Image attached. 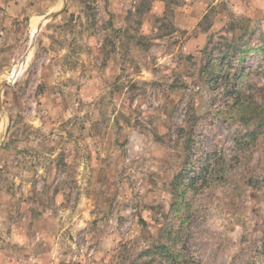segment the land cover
Returning a JSON list of instances; mask_svg holds the SVG:
<instances>
[{
  "label": "rangeland",
  "instance_id": "obj_1",
  "mask_svg": "<svg viewBox=\"0 0 264 264\" xmlns=\"http://www.w3.org/2000/svg\"><path fill=\"white\" fill-rule=\"evenodd\" d=\"M0 264H264V0H0Z\"/></svg>",
  "mask_w": 264,
  "mask_h": 264
},
{
  "label": "trees",
  "instance_id": "obj_2",
  "mask_svg": "<svg viewBox=\"0 0 264 264\" xmlns=\"http://www.w3.org/2000/svg\"><path fill=\"white\" fill-rule=\"evenodd\" d=\"M214 48H220V47H214ZM229 55H230L229 53L224 52L222 54V57H220V60H222V61L225 60ZM216 59H217V57H215L213 59L212 68H211V70L214 71L215 74L219 70V69L215 68V66L217 67ZM243 71L244 70L239 71V74L241 75L243 73ZM228 80H229V78H228ZM226 84H229V83L226 82ZM232 92L236 95V100H239L237 96H241V94H242V91H241L240 87L237 86L236 88L233 89ZM237 102L239 103V108L242 110L241 111L242 113L250 112L252 110V108H253L252 106H254V104L251 103L250 100H248L247 103H244L245 101L244 102L237 101ZM255 108H259V107L256 106ZM260 110H263V108H260ZM248 135L249 136H254V133L251 132ZM189 140H190V138L188 137V139L186 140V143L188 142L187 146L189 145ZM187 149H189V147ZM187 161H188V158H186V162ZM195 161H197L195 163V165H197V167L194 168L193 177H191L188 180V186H190V187H193V186L197 187L198 183L202 182V181H200V179L204 180L205 179V175L212 174V169H214L215 165H217V163H218V161H217V159L215 157V154L213 152H207V153H205L204 157H199ZM62 166L63 167H67V164L63 163ZM202 183H205V181L202 182ZM163 246H165V245H162L161 247H163Z\"/></svg>",
  "mask_w": 264,
  "mask_h": 264
},
{
  "label": "bare ground",
  "instance_id": "obj_3",
  "mask_svg": "<svg viewBox=\"0 0 264 264\" xmlns=\"http://www.w3.org/2000/svg\"><path fill=\"white\" fill-rule=\"evenodd\" d=\"M36 27H37V24H35L33 27H32V29H31V34H33L34 35V33L36 32ZM20 67L19 66H15V67H13L12 68V73L11 74H13V75H11V77L13 76V77H15L18 73H19V71H21L20 69H19Z\"/></svg>",
  "mask_w": 264,
  "mask_h": 264
},
{
  "label": "water",
  "instance_id": "obj_4",
  "mask_svg": "<svg viewBox=\"0 0 264 264\" xmlns=\"http://www.w3.org/2000/svg\"><path fill=\"white\" fill-rule=\"evenodd\" d=\"M45 19H46V18H44V20H45ZM44 20H43V21H44ZM38 28H39V27H38Z\"/></svg>",
  "mask_w": 264,
  "mask_h": 264
}]
</instances>
